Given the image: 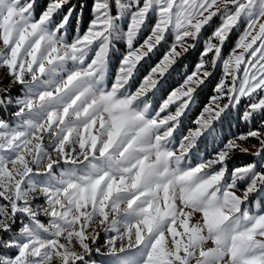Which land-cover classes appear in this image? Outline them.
I'll use <instances>...</instances> for the list:
<instances>
[{"label": "snow or ice", "instance_id": "snow-or-ice-1", "mask_svg": "<svg viewBox=\"0 0 264 264\" xmlns=\"http://www.w3.org/2000/svg\"><path fill=\"white\" fill-rule=\"evenodd\" d=\"M36 8L0 0V264H264V0Z\"/></svg>", "mask_w": 264, "mask_h": 264}, {"label": "rangeland", "instance_id": "rangeland-1", "mask_svg": "<svg viewBox=\"0 0 264 264\" xmlns=\"http://www.w3.org/2000/svg\"><path fill=\"white\" fill-rule=\"evenodd\" d=\"M41 3V0H37V8H36V12H37V15L39 14V12L41 11L42 7H39V4ZM89 18L87 19V22H88ZM72 26L69 28L68 30V35H69V38L75 34V28H76V24H75V21L73 20L72 22ZM87 23H84L83 22V19L81 21V27L83 28ZM145 35H147V33H145ZM124 41H118L116 42V47L119 48L121 45H124ZM196 59V56L193 55V56H190L189 57V60L186 62V63H190L191 61L195 60ZM119 63V53L116 52V53H113L112 55V59L109 63V68H108V72L111 74V73H114L115 71V68L116 66L118 65ZM233 132H237L238 129L236 128H233L232 129ZM239 131H245V129L241 128L239 129ZM255 142V141H253ZM251 159H253L252 157L248 156L247 154H244V153H237L236 157L234 158V161L233 163H235L236 165H242L244 163H247V162H250ZM139 254H135L131 257H129L128 259L130 260H136L138 261L139 260ZM107 264H120V261L117 260V259H111V260H108L107 261Z\"/></svg>", "mask_w": 264, "mask_h": 264}, {"label": "trees", "instance_id": "trees-1", "mask_svg": "<svg viewBox=\"0 0 264 264\" xmlns=\"http://www.w3.org/2000/svg\"><path fill=\"white\" fill-rule=\"evenodd\" d=\"M46 2H47V0H41V3L39 4V7H42V8H43L44 5L46 4ZM88 18H89V16H88V14H87V12H86L85 15H84V17H83V22H84V23H87V19H88ZM210 89H211V85L209 86V89L206 90V92L202 94V98H203L204 95L207 94V92H208Z\"/></svg>", "mask_w": 264, "mask_h": 264}]
</instances>
